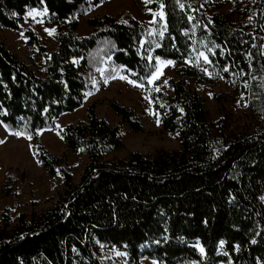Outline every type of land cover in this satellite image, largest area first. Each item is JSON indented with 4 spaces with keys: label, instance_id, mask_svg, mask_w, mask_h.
I'll return each instance as SVG.
<instances>
[{
    "label": "trees",
    "instance_id": "trees-1",
    "mask_svg": "<svg viewBox=\"0 0 264 264\" xmlns=\"http://www.w3.org/2000/svg\"><path fill=\"white\" fill-rule=\"evenodd\" d=\"M107 1L114 0H0V30L20 32L28 11L45 8L46 25L55 27L56 48L42 77L0 40V113L7 112L0 121L24 137L31 135L42 170L62 178V188L44 211L19 214L11 226L9 211L3 210L0 264H142L144 259L264 264V0H180L184 9L176 0H152L153 11L165 5L163 36V27L127 14L90 18V34L78 36L75 18ZM229 3L228 11H217ZM25 34L28 44H39L32 32ZM194 49L212 63L188 62ZM156 56L177 66L170 93L140 79L155 71ZM98 74L101 83L121 75L143 83L148 91H140L152 101V120L159 119L161 130L177 139L178 149L106 160L122 146L119 127L98 118L93 103L85 121L59 131L64 152L49 153L39 134L82 107ZM190 80L222 81L231 88V94L213 95L216 121L209 120L204 100L188 88ZM232 96L248 108L238 120L224 107ZM109 106L131 132H142L132 109L114 101ZM81 149L87 160L74 183L63 165ZM17 180L8 168L1 198L13 193ZM197 241L206 255L194 247ZM117 251L127 255L117 256Z\"/></svg>",
    "mask_w": 264,
    "mask_h": 264
},
{
    "label": "rangeland",
    "instance_id": "rangeland-1",
    "mask_svg": "<svg viewBox=\"0 0 264 264\" xmlns=\"http://www.w3.org/2000/svg\"><path fill=\"white\" fill-rule=\"evenodd\" d=\"M218 1L217 3L222 2ZM216 3V4H217ZM229 3L217 11L221 14L231 8ZM144 0H114L102 3L100 6L91 8L82 16L75 19L79 23L77 35L87 36L91 30L86 26V21L90 18L103 15H119L127 14L136 21L147 25L156 24L162 27L164 20H160L159 16L153 17L152 12H159L160 9L151 12ZM28 11L21 24V31H11L7 29L0 30V40L10 49V51L21 61L31 64L37 73H44L45 61L56 48L57 36L49 35L45 31L55 29L54 26L46 25V15L37 16L33 19L28 15ZM42 12V11H40ZM42 20L43 23L38 21ZM27 31L32 32L39 39L38 45L28 44ZM23 32V36L20 33ZM42 54H39L41 52ZM185 67H191L189 63L182 64ZM177 66L168 65L163 67L159 79L153 82L154 89L170 93V80L176 78ZM118 77L111 79L108 83H101V75L98 74L94 79L93 88L90 95L85 96L83 105L80 109L72 113L62 115L55 124L54 130L42 131L39 139L45 149L56 156H60L64 152L62 140L59 131L67 124H75L78 121L86 120V109L91 104H95V113L98 118H103L111 126H118L121 136L122 146L117 151L105 157L106 160L124 159L129 153L138 152L141 154H151L158 149L166 151H174L178 149V141L167 132L160 128L157 120H152V107L149 99H145L146 95L140 91V88L129 84L127 80ZM167 81V83H164ZM188 88L196 92L205 103L206 110L211 122L219 118L217 104L213 99V95L231 94V88L218 81L214 85L205 82H188ZM117 102L118 104L132 109L140 118L143 130L141 133H133L129 127L121 123L120 118L114 115L109 103ZM224 107L231 114L234 120H238L244 114H248L246 103L239 97H231L230 101L224 103ZM0 140L4 143L0 144V186L5 179L6 170L11 168L17 176V183L13 193L7 198L0 197V219L3 210L9 211L10 224L14 226L17 223L19 214L30 215L32 212L40 213L50 206L51 199L55 197L56 192L62 188V178L56 174L49 177L42 170L36 158L35 148L31 140L24 136L17 137L11 135L4 128L0 129ZM86 155L83 151L68 156L63 167L69 170L73 182L77 183L82 169L86 163ZM142 264H153V261L144 259Z\"/></svg>",
    "mask_w": 264,
    "mask_h": 264
},
{
    "label": "snow or ice",
    "instance_id": "snow-or-ice-1",
    "mask_svg": "<svg viewBox=\"0 0 264 264\" xmlns=\"http://www.w3.org/2000/svg\"><path fill=\"white\" fill-rule=\"evenodd\" d=\"M144 3L145 5L147 6L148 4L152 3V0H144ZM176 3L177 5L181 8V9H184L185 8V5L183 3L180 2V0H176ZM165 5L163 3H160L159 4V8H160V11L159 12H152V15L153 17H156V16H159L160 20H165V13L163 11ZM189 7H191V5H189ZM47 8L43 9V12H40L39 10L37 9H33L31 12L28 13L29 16H31L33 19H35L37 16H41V15H47ZM149 11L151 12V9H149ZM194 17L192 16H189V20H193ZM39 23H43L42 20L38 21ZM121 23H127V21H121ZM163 30H161L159 32V35L160 36H163L164 35V32L167 31V23L165 22L163 24ZM46 32L49 33V35H52L55 33V29H48L46 28L45 29ZM21 36H23V32L20 33ZM157 48L160 47L159 44L156 45ZM205 47H207V45H205ZM215 47H219L218 45H213V48ZM213 48H208V52H213ZM194 51H196L194 49ZM213 55H215V52H213ZM153 59V57L151 55L148 56V60L151 61ZM203 59V62L205 64H211L212 61L209 59L208 55L204 52V51H196V55L195 57L192 59V61H188V62H191L194 64V66H199V61ZM175 64V61L173 60H170V59H162L160 56H156L155 57V71L151 72L150 74H148L147 76H144V77H140L141 80H145L147 81V84L148 85H152L153 82L157 79H159V75L161 74V70L163 67H166L168 65H174ZM225 72H227L229 69L227 67H225L223 69ZM203 71L205 73H207V68H204ZM133 75H135V73H132ZM113 79H115V77H112ZM120 79L122 80H127V82L129 84H132L134 87H138V88H141V89H144L145 91H148L147 88H145V85L143 83H139L137 80H131V79H128L127 76H124V75H121L119 77ZM105 83H108V78L106 77L105 80H104ZM164 83H167V81H164ZM155 91H159L160 89L159 88H155L154 89ZM85 95H90V93H85ZM145 99H149L148 96L145 97ZM152 101L149 99V103H151ZM182 111V109H181ZM2 115H7V112L6 110L3 112V113H0ZM154 114V113H153ZM159 119H157V123L159 124ZM0 124H3V121H0ZM3 127L5 128L6 131H8L11 135H15L17 137H20V136H25L26 133L24 132H21V131H12L11 129H9L8 125L7 124H3ZM27 139L31 140V135H27L26 137ZM4 143L3 140H0V144ZM83 149H81L82 151ZM225 241L221 240L220 241V247L223 248L224 245H225ZM253 243H255V241H253ZM101 247H103V245H101ZM195 248H198L199 249V252L202 254V255H206L205 253V249L203 246L200 245V243L197 241L196 244L194 245ZM236 250L238 251L239 250V246L236 245ZM75 251V249H73ZM116 255L117 256H126L127 253H123V252H119L117 251L116 252ZM224 255H228V253H224ZM153 264H156L155 261H153ZM193 264H196V262H193ZM231 264V262H230Z\"/></svg>",
    "mask_w": 264,
    "mask_h": 264
},
{
    "label": "crops",
    "instance_id": "crops-1",
    "mask_svg": "<svg viewBox=\"0 0 264 264\" xmlns=\"http://www.w3.org/2000/svg\"><path fill=\"white\" fill-rule=\"evenodd\" d=\"M34 70V69H33ZM35 72H36V70H34ZM37 73V72H36ZM40 77H42L43 75H44V73L43 74H39V73H37ZM3 127L1 126V124H0V129H2Z\"/></svg>",
    "mask_w": 264,
    "mask_h": 264
}]
</instances>
